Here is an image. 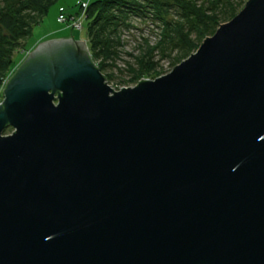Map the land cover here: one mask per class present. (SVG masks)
<instances>
[{
	"label": "water",
	"instance_id": "obj_1",
	"mask_svg": "<svg viewBox=\"0 0 264 264\" xmlns=\"http://www.w3.org/2000/svg\"><path fill=\"white\" fill-rule=\"evenodd\" d=\"M0 264H264V0L120 91L39 44L0 103Z\"/></svg>",
	"mask_w": 264,
	"mask_h": 264
},
{
	"label": "trees",
	"instance_id": "obj_2",
	"mask_svg": "<svg viewBox=\"0 0 264 264\" xmlns=\"http://www.w3.org/2000/svg\"><path fill=\"white\" fill-rule=\"evenodd\" d=\"M56 1L0 0V86L7 81L15 56L30 40L34 29L42 25ZM246 1H92L85 12L87 43L92 60L109 83L113 81L114 69L123 71L118 67L119 62L129 56L134 61H126V70L131 78L124 82L146 80L156 73L159 62L171 59L172 66L176 67L189 58L204 39L235 17ZM81 10L80 6L79 14ZM139 23L147 28L152 26L158 32L155 42L142 37L135 47L138 55L134 56L127 51V47L132 41L131 32L142 31Z\"/></svg>",
	"mask_w": 264,
	"mask_h": 264
},
{
	"label": "rangeland",
	"instance_id": "obj_3",
	"mask_svg": "<svg viewBox=\"0 0 264 264\" xmlns=\"http://www.w3.org/2000/svg\"><path fill=\"white\" fill-rule=\"evenodd\" d=\"M79 0H57L51 7H50V11L46 17V19H50L51 20V27L54 29V31H57L56 35L57 37L55 39H60L61 36L67 35L69 34L70 36H72L73 38H75L76 41H86L87 42V34H88V22L86 19L83 20V29L82 30H69V31H64L63 29V25L57 23L56 19H57V15L58 13H60L61 8H64L68 13H72L73 16H77L78 12L80 11V5L78 4ZM82 2H88L91 0H81ZM97 1V0H93ZM247 2V1H246ZM245 2V3H246ZM244 7V6H243ZM139 27L142 28V31H137V32H131V43L129 45V47H127V51L131 54H133L134 56H137V52L135 50V47L137 42L141 41L142 37H145L149 40H151V42H155L156 41V33L158 32V30H156L155 28H153L152 26L150 28H147L145 25H142L139 23ZM35 30V29H34ZM36 33V32H35ZM33 31V35L30 38L29 41H27V43L25 44V46L23 47V49H21V51L15 56V60H14V65L12 66L8 78H7V82L9 79H11L14 74L18 71V69L23 65V63L26 61L27 57L29 56V54L34 51L39 44L49 41V40H45V38H42L41 40H38L36 37V34ZM60 37V38H59ZM129 39V38H128ZM53 40V39H51ZM126 61L127 62H134L132 58H130L129 56H125L123 58L122 61L119 62L118 67L119 69L123 70L122 72L117 71L116 69H114L116 72L113 75V81L109 82L108 85L114 90V91H120L123 88H134L136 87L139 82L137 83H125L124 81H129L130 80V75L128 73V71L126 69L127 65H126ZM159 61V60H157ZM160 66L157 68V71L155 74H153L151 77L147 78L146 80H155L157 78L163 77L168 75L169 73H171L175 67L172 66V60L171 59H167L165 61H161L159 62ZM105 76V75H104ZM3 101V100H2ZM0 100V103L2 102ZM14 132L13 129H9L5 135H11Z\"/></svg>",
	"mask_w": 264,
	"mask_h": 264
},
{
	"label": "built area",
	"instance_id": "obj_4",
	"mask_svg": "<svg viewBox=\"0 0 264 264\" xmlns=\"http://www.w3.org/2000/svg\"><path fill=\"white\" fill-rule=\"evenodd\" d=\"M78 4L81 6V13L77 14V16L68 15L66 14V11L64 9L60 10V15L58 17V23L61 25L67 26L69 29L73 30H82L83 29V20L86 19L85 12L86 8L88 6V3H83L81 0L78 1ZM7 84V81H5L0 86V100L2 101L4 99V89Z\"/></svg>",
	"mask_w": 264,
	"mask_h": 264
},
{
	"label": "crops",
	"instance_id": "obj_5",
	"mask_svg": "<svg viewBox=\"0 0 264 264\" xmlns=\"http://www.w3.org/2000/svg\"><path fill=\"white\" fill-rule=\"evenodd\" d=\"M92 1L93 0L88 1V2H83V3H91ZM61 9H64V8H61ZM67 14L68 15H72V13H68V12H67ZM58 16H59V13L57 15V19H58ZM57 19H56V21L58 23ZM50 23H51V20L48 18V19H45L43 21V23H42V25L40 27L35 28L34 33L36 32L35 34H36V36H37L36 38L38 40H41L42 38H45V40L46 39L47 40H49V39L51 40V39H55L57 37L56 33L60 29L57 30V31H54V29L51 27ZM63 29H64L65 32L70 30V29L66 28L65 26H63ZM61 38H73V37L70 36L69 34H67V35L61 36ZM73 39H75V38H73Z\"/></svg>",
	"mask_w": 264,
	"mask_h": 264
}]
</instances>
